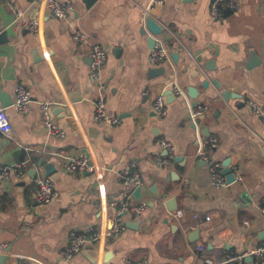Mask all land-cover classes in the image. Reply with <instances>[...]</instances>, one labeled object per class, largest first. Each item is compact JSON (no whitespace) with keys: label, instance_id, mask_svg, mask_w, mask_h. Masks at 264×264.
<instances>
[{"label":"crops","instance_id":"obj_1","mask_svg":"<svg viewBox=\"0 0 264 264\" xmlns=\"http://www.w3.org/2000/svg\"><path fill=\"white\" fill-rule=\"evenodd\" d=\"M59 1L73 4L63 20L44 0H0V107L12 125L9 136L0 132V169L27 160L21 175L0 183V264H264L251 255L226 260L264 243V118L246 103L264 108V0H239L237 11L224 4L219 19L211 0H163L150 17L170 56L157 65L148 59L154 34L143 13L150 0H96L89 8ZM31 21L36 31L24 25ZM74 31L87 41H74ZM94 45L106 51L99 78L90 68ZM20 82L32 95L26 112L12 107ZM160 93L164 116L153 109ZM99 99L114 121L95 119ZM41 101L51 103L62 136L47 133ZM197 105L205 109L193 123ZM200 147L221 173L229 162L235 178L227 186L212 184ZM65 154L88 158L93 171H66ZM39 160L56 170L44 175ZM125 168L141 178L140 200L119 176ZM38 175L58 192L49 203L37 200ZM127 198L144 202L142 213L120 212ZM117 213L121 233L63 256L70 230L104 233Z\"/></svg>","mask_w":264,"mask_h":264},{"label":"built area","instance_id":"obj_2","mask_svg":"<svg viewBox=\"0 0 264 264\" xmlns=\"http://www.w3.org/2000/svg\"><path fill=\"white\" fill-rule=\"evenodd\" d=\"M47 7L51 10L52 14L61 20L68 17V14L73 10V4L69 1H59V0H44ZM163 0H150L147 6L144 8V18L145 22L148 17L151 15V11L158 5H160ZM228 5V7L232 11H237L240 8L239 0H211L210 1V12L213 19H219L221 16V6ZM22 12H18L16 15L20 16ZM24 25L33 31H36V22H25ZM160 34V33H159ZM159 34H154V45L149 53V62L150 64L157 65L165 60H167L170 56L169 50L161 39ZM72 39L76 42H86L87 36L79 31H74L72 34ZM106 58V51L100 45H94L90 51V68L93 77L99 78L102 66L104 64ZM172 90L177 95H182L183 91L176 84H172ZM32 95L30 89L23 83H18L15 86V98L12 103V107L18 112H26L29 110L30 105L32 103ZM249 108L253 113L262 115L264 118V108L258 105L251 99L246 101ZM50 102L41 101L39 102V108L41 112L42 122L44 127L47 130L48 134L55 136H62L63 131L59 129L56 123L50 116ZM153 109L159 116H164L166 113V103L165 97L163 93L157 95L153 102ZM205 106L197 105L192 107L190 110V115L193 120V123H196L199 116L202 115ZM95 119H105L109 121H114V118L108 116L104 109V105L101 99L96 102V113ZM0 132L4 135L9 136L12 133V125L6 113V108L0 107ZM160 145L167 150L170 154L173 152V147L170 142L162 140L160 141ZM211 145H213V141H211ZM199 156L205 159L208 162V168L210 172L211 182L215 187H224L229 184L227 182L226 177L220 172L219 164L211 161L208 158L206 151L203 150V147L199 148ZM63 159V168L66 171H85L92 172L94 169L93 164L90 163L89 159L86 157H78L74 155H60ZM158 165L163 166L167 163L166 157H161L157 160ZM27 160L16 162L11 165H5L0 169V183L6 180L10 173H14L15 175H21L23 173L24 168L26 167ZM131 167H134V164H131ZM119 176L122 182L125 185L130 186L133 190L142 185L141 178L139 175L134 172L130 168H125L119 172ZM36 184V197L37 200L41 203H49L54 198L58 196V192L55 188L54 182L48 177H44L38 175L34 179ZM120 212H134L136 214L142 213L145 208L144 202L134 203L131 202L128 198L125 200H121L119 203ZM262 212L264 213V205L262 207ZM179 216L180 213L178 212ZM125 228L124 221L122 219L121 214L117 213L114 224L111 228L106 230L104 233H100L98 229L95 227H89L85 230H70L68 234V243L65 248L62 250V254L66 258H71L74 254L78 253L85 243L94 242L100 239L101 236L112 237L116 236ZM244 255L254 256L257 261L264 259V243L250 249L249 251L243 253L242 255H226V260H234L240 259ZM205 262L208 264H213L210 259H206ZM17 264H30L27 261H19ZM139 264H147L145 260H142Z\"/></svg>","mask_w":264,"mask_h":264},{"label":"water","instance_id":"obj_3","mask_svg":"<svg viewBox=\"0 0 264 264\" xmlns=\"http://www.w3.org/2000/svg\"><path fill=\"white\" fill-rule=\"evenodd\" d=\"M83 2L85 3L86 7H91L93 3L96 2V0H83ZM146 28L152 33V34H158V33H161L162 31V28L160 27V25L151 17H148L146 19ZM149 43L151 45V47L154 45V39L153 38H150L149 39ZM172 57L175 59L177 57V54H173ZM248 67H252V65H247ZM150 71L153 73V72H158V71H161V69L159 68H151ZM207 85V82L204 81L203 83V86H206ZM193 91V90H191ZM172 90H169L166 95H167V98L173 96L172 95ZM190 95H194V92H191ZM230 96H232V93L231 91L229 90H226L223 92V97L225 99H228ZM2 104L4 106H7L9 105L10 103H5V101L2 102ZM177 160H180L181 157H176ZM38 165L39 166H42L44 168V175L46 176H49L51 173H53L56 169H55V166L52 164V163H48L46 162L45 160H39L38 161ZM223 171H222V174H224L226 176V180L227 182H232L234 180V175L233 173L231 172V169L229 167V162L226 161V163L223 164ZM133 195L135 197L136 200H140L142 198V186H138L134 189L133 191ZM127 226L129 225L128 223H126ZM1 260V258H0Z\"/></svg>","mask_w":264,"mask_h":264}]
</instances>
